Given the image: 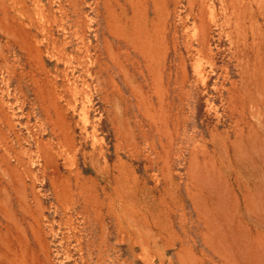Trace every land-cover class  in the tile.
Masks as SVG:
<instances>
[{"label":"rangeland","instance_id":"374dc122","mask_svg":"<svg viewBox=\"0 0 264 264\" xmlns=\"http://www.w3.org/2000/svg\"><path fill=\"white\" fill-rule=\"evenodd\" d=\"M0 264H264V0H0Z\"/></svg>","mask_w":264,"mask_h":264},{"label":"bare ground","instance_id":"6f19581e","mask_svg":"<svg viewBox=\"0 0 264 264\" xmlns=\"http://www.w3.org/2000/svg\"><path fill=\"white\" fill-rule=\"evenodd\" d=\"M154 1V0H153ZM157 3V2H156ZM231 3V2H230ZM158 8V7H157ZM227 10V9H226ZM171 11V10H170ZM141 12V11H140ZM137 15V14H136ZM233 15V14H232ZM238 15H240V14H238ZM169 17V16H168ZM210 18H212V17H210ZM250 18V17H249ZM213 19V18H212ZM136 24V23H135ZM138 27V26H137ZM247 28V27H246ZM157 29V28H156ZM197 29V28H196ZM120 30V29H119ZM139 31V30H138ZM174 31V30H173ZM122 32V31H121ZM125 32V31H124ZM136 32V34H137V31H135ZM170 32V31H169ZM243 32V31H242ZM160 33V32H159ZM198 34V33H197ZM168 35V34H167ZM176 35V34H175ZM138 36V35H137ZM163 36V35H162ZM177 36V35H176ZM136 38V37H135ZM169 39V38H168ZM79 40V39H78ZM139 40V39H138ZM137 40V41H138ZM151 41V40H150ZM83 42V41H82ZM117 42H119V41H117ZM143 42V41H142ZM196 42V41H195ZM148 43V42H147ZM174 43V42H173ZM175 44V43H174ZM179 44V43H178ZM165 45H166V43H165ZM139 47H140V44L138 45ZM154 46V45H153ZM179 46V45H178ZM146 47V45L144 46V48ZM168 47V46H167ZM123 48V47H122ZM175 48V47H174ZM93 49V48H92ZM196 49V48H195ZM131 50V49H130ZM155 50V49H154ZM166 50V49H165ZM185 50H187V49H185ZM128 52V51H127ZM135 52V51H134ZM82 53V52H81ZM166 54V53H165ZM139 55V54H138ZM166 56V55H165ZM33 57V56H32ZM35 57V56H34ZM198 57V56H197ZM141 59V58H140ZM166 59V58H165ZM201 59V58H200ZM202 60V59H201ZM140 61V60H139ZM160 61V60H159ZM196 61V60H195ZM197 62V61H196ZM66 63V62H65ZM76 63V62H75ZM90 67V66H89ZM95 67V66H94ZM143 67V66H142ZM82 68V67H81ZM92 68V67H91ZM116 68V67H115ZM159 68V67H158ZM186 68V67H185ZM84 70V69H83ZM171 70V69H170ZM183 70V69H182ZM168 71V70H167ZM187 71V70H186ZM141 72V71H140ZM183 72H184V70H183ZM82 73V72H81ZM79 75H80V73H79ZM76 76V75H75ZM106 76V75H105ZM167 78V77H166ZM170 78V77H169ZM178 78V77H177ZM173 79V78H172ZM91 80V79H90ZM95 80V79H94ZM164 80V79H163ZM93 82V81H92ZM70 83V82H69ZM115 83V82H114ZM103 84V83H102ZM116 84V83H115ZM131 84V83H130ZM177 84H179L178 82H177ZM134 85V84H133ZM174 85H176V84H174ZM173 85V86H174ZM85 86V85H84ZM135 86V85H134ZM177 88H179V87H177ZM79 89V88H78ZM89 89V88H88ZM118 89H119V87H118ZM175 89V88H174ZM172 90V89H171ZM77 93H79V92H77ZM136 93V92H135ZM157 95V94H156ZM168 95V94H167ZM176 95V94H175ZM179 95V94H178ZM93 97V96H92ZM177 98V97H176ZM90 100V99H89ZM163 101V100H162ZM167 101V100H166ZM82 103V102H81ZM180 103V102H179ZM75 105H76V103H75ZM86 105V104H85ZM162 105V104H161ZM176 105V104H175ZM174 105V106H175ZM87 106V105H86ZM93 106V105H92ZM150 106V105H149ZM169 107V106H168ZM179 107H180V105H179ZM88 108H90V106L88 107ZM92 108V107H91ZM164 108V107H163ZM175 108V107H174ZM179 109V108H178ZM59 111V110H58ZM86 114V113H85ZM149 114V113H148ZM84 117H85V115H84ZM154 118V117H153ZM89 120V119H88ZM156 120V119H155ZM45 121H47V119L45 120ZM84 121H85V118H84ZM53 122V121H52ZM167 122V121H166ZM46 123H48V122H46ZM49 124V123H48ZM88 124V123H87ZM156 124V123H155ZM83 125V124H82ZM60 126V125H59ZM156 126V125H155ZM86 127V126H85ZM180 127V126H179ZM60 128H61V126H60ZM84 128V127H83ZM178 128V127H177ZM79 129V128H78ZM60 130V129H59ZM86 130V129H85ZM159 130V129H158ZM61 131V130H60ZM65 131V130H64ZM68 131V130H67ZM75 131V130H74ZM119 131V130H118ZM159 132V131H158ZM51 133H53L52 131H51ZM85 133V132H84ZM128 133V132H127ZM126 133V134H127ZM55 134H57V133H55ZM62 134H64V133H62ZM66 135V134H65ZM59 137V136H58ZM71 137V136H70ZM67 138V137H66ZM58 140H60L59 138H58ZM63 140V139H62ZM68 141V140H67ZM40 142V141H39ZM41 143V142H40ZM39 143V144H40ZM60 143V142H59ZM61 143H63L62 141H61ZM122 143V142H121ZM73 144V143H72ZM21 145V144H20ZM37 145H38V143H37ZM48 145V144H47ZM38 147V146H37ZM50 147V146H49ZM74 147V146H73ZM39 148V147H38ZM66 148V147H65ZM48 149V148H47ZM63 149V148H62ZM70 149V148H69ZM74 149V148H73ZM78 149V148H77ZM39 150V149H38ZM66 151H68V150H66ZM65 151V152H66ZM37 154V153H36ZM38 154H39V152H38ZM73 153H71V155H72ZM53 157V156H52ZM35 158H36V156H35ZM40 159H41V157H40ZM64 159V158H63ZM87 161V160H86ZM75 162V161H74ZM45 163V162H44ZM93 164V163H92ZM91 164V165H92ZM66 165H68V164H66ZM98 165V164H97ZM45 168V167H44ZM74 171H75V169H74ZM106 172V171H105ZM115 172V171H114ZM44 174H45V172H43ZM69 173H71V172H69ZM110 173V172H109ZM72 174V173H71ZM74 174H76V172L74 173ZM113 175V174H112ZM80 176V175H79ZM109 176H110V174H109ZM46 177V176H45ZM74 177V176H73ZM47 179V178H46ZM53 180V179H52ZM67 181H70L69 179H67ZM67 181H66V184H67ZM80 181V180H79ZM84 181V180H83ZM23 182V181H22ZM49 182V181H48ZM86 182V181H85ZM84 182V183H85ZM53 184H54V182H53ZM62 184V183H61ZM60 184V185H61ZM55 185V184H54ZM88 185V184H87ZM50 186H51V184H50ZM95 186V185H94ZM62 187L64 188V186L62 185ZM61 187V188H62ZM51 188H53L52 186H51ZM62 188V189H63ZM66 188V187H65ZM76 188V187H75ZM77 188H78V186H77ZM93 188V187H92ZM115 188V187H114ZM94 189V188H93ZM116 189V188H115ZM59 190V189H58ZM57 190V191H58ZM53 191V190H52ZM56 191V190H55ZM92 191V190H91ZM91 191H90V193L89 194H91ZM60 192H62V191H60ZM53 193V192H52ZM67 193V192H66ZM77 193V192H76ZM54 194V193H53ZM63 194V193H62ZM64 194H65V192H64ZM55 195V194H54ZM59 195H61V193H59ZM99 195V194H98ZM113 195V194H112ZM56 196V195H55ZM78 197V196H77ZM95 197V196H94ZM114 197V196H113ZM116 197V196H115ZM85 198V197H84ZM102 198V197H101ZM105 198V197H104ZM56 199V198H55ZM59 199H60V197H59ZM100 199V198H99ZM106 199V198H105ZM117 199V198H116ZM76 200V199H75ZM78 200V199H77ZM76 200V201H77ZM76 201L74 202V203H76ZM78 203V202H77ZM89 203H91L90 201H89ZM107 203V202H106ZM91 205H92V203H91ZM106 205V204H105ZM118 205V204H117ZM67 207V206H66ZM86 207V206H85ZM92 207V206H91ZM89 208H90V205H89ZM103 208V207H102ZM107 208V207H106ZM95 209H96V207H95ZM101 209V208H100ZM91 210H92V208H91ZM125 210V209H124ZM72 211V210H71ZM89 212H91V211H89ZM108 212V211H107ZM96 214V213H95ZM110 214V213H109ZM101 215V214H100ZM103 215V214H102ZM118 215V214H117ZM100 218V217H99ZM113 218V217H112ZM89 219V218H88ZM98 219V218H97ZM101 219V218H100ZM102 220V219H101ZM101 220H99V221H101ZM106 220V219H105ZM90 221V220H89ZM94 221V220H93ZM97 221V220H96ZM83 222V221H82ZM86 223V222H85ZM89 223V222H88ZM97 224H98V222H96ZM116 224V223H115ZM89 225V224H88ZM98 226V225H97ZM115 226V225H114ZM90 227V226H89ZM99 227H101V226H99ZM109 228V227H108ZM91 229V228H90ZM40 232V231H39ZM89 232V231H88ZM12 233V232H11ZM110 233V232H109ZM71 234H72V232H71ZM100 234V233H99ZM108 234V233H107ZM11 235V234H10ZM106 235V234H105ZM12 236H13V234H12ZM99 236V235H98ZM74 237V236H73ZM88 237V236H87ZM14 238V237H13ZM67 239V238H66ZM107 239V238H106ZM117 239V238H116ZM87 240V239H86ZM90 240V239H89ZM28 241V240H27ZM30 241V240H29ZM68 242H70V241H68ZM87 242V241H86ZM90 242V241H89ZM97 242V241H96ZM107 242V241H106ZM65 243H66V241H65ZM84 243V242H83ZM103 243V242H102ZM72 244V243H71ZM118 244V243H117ZM75 245V244H74ZM89 245V244H88ZM106 245V244H105ZM110 245H111V243H110ZM66 246H68V245H66ZM94 246V245H93ZM77 247V246H76ZM84 247H86V246H84ZM90 247V246H89ZM117 247V246H116ZM130 247V246H129ZM83 248V247H82ZM98 248H99V245H98ZM111 248V247H110ZM68 249V248H67ZM77 249V248H76ZM92 249H93V247H92ZM103 249V248H102ZM106 249V248H105ZM101 250V249H100ZM130 250V249H129ZM51 251V250H50ZM50 251H48V252H50ZM66 251V250H65ZM84 251V250H83ZM91 251V250H90ZM113 251H114V249H113ZM104 252V251H103ZM107 252V251H106ZM105 253V252H104ZM50 254V253H49ZM70 254V253H69ZM99 254H100V252H99ZM101 255V254H100ZM71 256V255H70ZM83 256V255H82ZM102 257H103V255H101ZM107 256V255H106ZM73 258V257H72ZM71 259V258H70ZM100 259V258H99ZM103 259V258H102ZM110 259V258H109ZM103 261V260H102ZM111 261V260H110ZM52 262V261H51ZM53 263V262H52ZM101 263V262H100Z\"/></svg>","mask_w":264,"mask_h":264}]
</instances>
